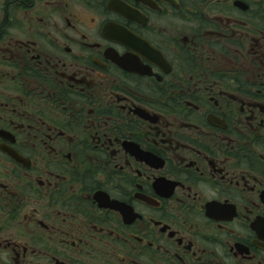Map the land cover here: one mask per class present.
<instances>
[{"label": "flooded vegetation", "instance_id": "flooded-vegetation-1", "mask_svg": "<svg viewBox=\"0 0 264 264\" xmlns=\"http://www.w3.org/2000/svg\"><path fill=\"white\" fill-rule=\"evenodd\" d=\"M0 264H264V0H0Z\"/></svg>", "mask_w": 264, "mask_h": 264}, {"label": "water", "instance_id": "water-1", "mask_svg": "<svg viewBox=\"0 0 264 264\" xmlns=\"http://www.w3.org/2000/svg\"><path fill=\"white\" fill-rule=\"evenodd\" d=\"M122 7H124V6L123 5H121V6L119 5V9L122 8ZM126 9H127L128 13L132 12V9H130L129 7H127ZM120 11L123 13L122 9H120Z\"/></svg>", "mask_w": 264, "mask_h": 264}]
</instances>
